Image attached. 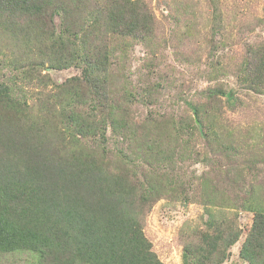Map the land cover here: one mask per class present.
I'll return each instance as SVG.
<instances>
[{"label": "rangeland", "instance_id": "rangeland-1", "mask_svg": "<svg viewBox=\"0 0 264 264\" xmlns=\"http://www.w3.org/2000/svg\"><path fill=\"white\" fill-rule=\"evenodd\" d=\"M140 1L152 14L150 35H102L95 42L105 43L108 56L106 71L99 75L107 76L108 96L128 120L127 129H107L103 164L115 167L121 151L139 166L135 173L145 174L159 190L144 215L143 233L163 264H183L184 247L198 242L200 232L212 231L209 213L240 231L219 264H246L239 251L252 226V208L264 209V84L251 86L240 69L252 54L264 52V0ZM91 5L82 14L81 28L94 43L89 26L94 15L86 14L93 11ZM0 45V82H14L30 119L49 125L44 144L52 143L53 157H67L83 147L90 151L92 143L58 118L69 102L82 116L93 109L91 99L83 104L78 98L87 94L86 66L52 69L46 62L52 55L37 57L35 49L30 59L42 65L26 77L30 69L10 66V49L4 48L11 47L8 39L1 36ZM47 46L44 51L50 52L49 42ZM217 88L229 91L228 96L215 92ZM190 104L198 106L202 132L176 128L192 124ZM136 152L144 154L141 159ZM33 262L30 254L0 256V264Z\"/></svg>", "mask_w": 264, "mask_h": 264}, {"label": "trees", "instance_id": "trees-1", "mask_svg": "<svg viewBox=\"0 0 264 264\" xmlns=\"http://www.w3.org/2000/svg\"><path fill=\"white\" fill-rule=\"evenodd\" d=\"M90 5L93 11L86 14L94 15L89 25L94 28V43L81 28L82 14ZM153 26L152 14L140 0H0V40L8 39L11 46L4 47L10 49V66L18 70L23 65L21 69H30L25 76L31 75L42 65L30 59L35 49L37 57L52 55L46 61L52 69L85 65L87 94L78 98L94 104L83 116L68 106L70 102L61 108L59 123L62 119L71 124L92 149L83 147L57 158L53 149L50 152L52 143L44 144L49 125L30 119L28 104L18 99L14 82H0V256L33 255L35 262L27 264H163L143 233L144 215L159 190L148 184L145 174L135 173L139 166L121 151L115 167L103 164L107 129L112 133L127 129L128 120L126 111L108 96L107 76L99 75L106 71L105 43L95 44L102 35L143 38ZM47 42L50 52L44 51ZM240 70L251 86L264 84V52L245 59ZM214 91L229 94L220 88ZM190 108L192 124L176 128L202 132L198 106ZM133 154L138 159L144 155ZM252 212L239 256L246 264H264V209ZM207 226L212 231L207 228L199 233L198 242L184 247L183 264L222 263L240 238L233 222L216 220L211 213Z\"/></svg>", "mask_w": 264, "mask_h": 264}]
</instances>
